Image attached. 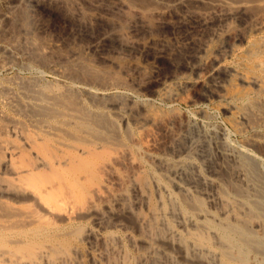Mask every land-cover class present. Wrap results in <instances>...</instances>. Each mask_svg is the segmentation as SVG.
Masks as SVG:
<instances>
[{
    "label": "rangeland",
    "instance_id": "374dc122",
    "mask_svg": "<svg viewBox=\"0 0 264 264\" xmlns=\"http://www.w3.org/2000/svg\"><path fill=\"white\" fill-rule=\"evenodd\" d=\"M184 1L0 0V126L4 127L6 125L5 128L8 132L7 134H10L8 135V138L12 141L14 140L15 143H18L17 138H19L20 133H16L18 134V137L15 138L16 135L13 133V131L15 132L16 130L17 132H19V130L22 129L27 130L25 132L29 133L34 132V130L36 132V129L40 128V125L44 123L42 121V116L39 114L42 111H35L37 109L31 106H35L37 100H44L48 104L49 100L45 99L44 97L49 96L50 98L53 92L52 88H54L56 84L58 88H62V86L63 88L66 87V90H60L64 91L63 93H66L67 90L69 92L70 90V94H73L75 98H78L77 101L79 102V104L81 103V105L85 107L84 109H88L87 111H89L90 113L92 112L93 114H95L96 112L103 118L105 117L104 120H106L108 124L112 125V127H110L113 129H105V131L108 130L106 132L115 135L119 134V140H117L118 138L113 140L114 142L117 141V143H115L118 146H115L116 144H113L114 142L108 145L104 144L107 146L106 148L108 151H106L109 154L114 155V153H116L117 150L120 149L119 147H122L119 145L122 144L130 146L132 145V143H134L132 146L137 148V145L139 146L141 144L149 142L150 144H153L152 148L154 149V152H156L157 154L159 153V156L164 158L163 163L154 161L153 159L151 161V159L147 156H141L139 151H137L136 149L134 151V153L137 152L136 157L138 158V160H141L142 158L144 169L149 176L148 178H150V187L152 190L154 201H158L157 204H159L160 202H164V204L166 205V210H163L165 208L162 209L163 211H165V214L164 212H162L163 216H160V220L165 217V222L164 219L163 222L159 220V229L163 231L166 230L167 232L169 230L168 228H166L167 223H169V225L171 224V226H173L175 230L170 235V232L166 233L165 236L168 235L169 238L172 237L173 233L177 234L180 232L179 234H181L182 232L183 234H185L189 229L191 230L193 228V225L192 221L189 220V218L193 217V219H196V215L198 213L197 210L199 208L196 206V211L191 209L190 214H187L186 216L183 215L181 217V215L179 214V210L177 208V210L174 208V206H177V203L173 200L174 197H177L178 199L181 197L183 198V196L186 197L185 195H183L186 191L181 190L179 187L183 186L185 188H189L191 190H189V193H191L194 197H200L202 199L204 209H210V211H212L218 217L219 215L222 216V211L229 210L230 208L235 207L239 208V206H241L242 202L239 201L240 198L235 196L231 191L236 186L239 185L243 193L247 192L250 196L252 195L250 198L247 197L248 205L245 204L246 210H248L246 211L242 206L241 207L243 208V210L241 207L239 208L242 214L244 213L246 215L250 214L249 207L253 202L256 201L255 198H257L258 196L257 193L264 190V188L263 190L261 189L264 186V139L262 141L263 144L261 142L255 144L251 142L252 138L255 136V131L251 130L247 126L242 131L233 129L230 123L231 113L229 114V112L225 108H223V101L218 97L217 94H215V87L211 83L212 79L209 75H207L205 70L200 71L202 74H200L199 82H197L196 84L189 83V81L191 82L192 79H197L198 76L194 73V66L196 64L195 54L198 50V46H200L201 44L203 45V49L199 53L200 55H203L204 58H214L222 55L226 43L224 39L218 38L213 34V29H215V26L205 29L200 28L199 26H197V24L196 26H186V24L189 25L188 23L190 22V20H193L189 18L193 17L198 20L204 15L214 18L215 14L218 13L224 6H227L228 4L234 5L235 0H223L226 2L219 0ZM259 1L260 0L254 2L253 7L247 6L248 8L243 10V19L241 20V22L237 20H228L227 22L228 25L229 23H231L229 27L231 29L234 28L233 30L235 32L238 31V33L242 35L246 33L245 41L242 42L243 47L245 46V43L246 45L250 44V42L253 43L254 41V43H257V41L259 43V40L262 39L261 35L259 36L256 33L248 30L249 26L252 23V17H259V15L263 13V8L259 7L261 6L259 5ZM18 13L19 15H27L26 19L27 17L28 19L25 21V23H21V21L17 20L14 21L13 17ZM198 16L200 17L198 18ZM188 19L189 21H187ZM11 22H13L11 24L12 26L10 25ZM192 22L195 21L193 20ZM185 29L187 31H185ZM119 38H122V41H124L125 39L124 42H128L129 46L125 48L119 46ZM256 38L259 39L257 40ZM103 42H106V44L108 45L102 48L101 44ZM110 43H112V46ZM113 43L115 45L114 47ZM190 44L192 45V47H190ZM159 53H162V55L159 56ZM82 59L84 61L86 60L89 66L91 64V67H93V72L91 71L92 75L90 74V72H87V76L86 74L83 75L76 72L79 63L83 62ZM225 59L226 60L223 61L224 64L221 63L224 67H226L227 65V67H232L237 62L236 57L233 56H228ZM263 65L264 64L262 63V66ZM263 67H261V69ZM97 69L99 71H97ZM69 73L71 74L69 75ZM96 73L98 77L95 76ZM105 73L108 75H106ZM67 74L68 76H66ZM109 74L113 75L109 76ZM63 75L66 77H63ZM91 76L93 77V79ZM117 76L119 77L117 78ZM225 85H227V83H225ZM237 85L238 89H243L242 84L237 83ZM42 86L47 88H45L44 90V87L42 89ZM80 87L82 89H80ZM168 87L174 88L177 92V95L174 97H167L166 90L169 89ZM76 88L78 89V91L76 90ZM37 89H39L40 91L42 89L43 92L45 91L44 93L39 91V93H41V97L34 96L39 94L37 93ZM62 91L60 92L62 93ZM90 91H97L96 93L93 92V96H97H90L92 95ZM48 92H50L51 94ZM85 93L89 94V96ZM45 94L47 95L45 96ZM82 94L85 95L83 96ZM28 96L29 98L32 96L33 98L31 97V99L33 101L31 99L30 101H27V99H29ZM34 97L37 98V100H35ZM91 99H94L95 101ZM26 101L29 103H27ZM40 101L39 103L42 106H38L40 104L37 103L36 107L38 109H41V107L46 105V102L43 105L44 102ZM30 102L33 105H30ZM95 103L101 106H99V108L97 109V105H95ZM21 104H23V107L20 106ZM26 104H28V106H30L31 108L28 110L27 108L25 109V107L27 106ZM115 108L118 110L115 111ZM32 109L34 114L29 113V111H31ZM90 109L92 110L90 111ZM56 110H58V108ZM119 110L120 113H118ZM23 111H26L27 113H24ZM1 113L5 115L3 116ZM36 113H38L40 117L36 115ZM142 113L144 117L142 116ZM151 113L156 114L151 115ZM31 114L34 116L32 117ZM120 115L123 116V120L119 119L121 118ZM37 116L38 121L39 119H41V122L43 123H40V121L38 122L36 120ZM172 116L174 117L172 118ZM152 119H154L155 121ZM12 128H15V130H13ZM114 129L116 130L114 131ZM179 129L182 131L180 132ZM175 131L181 133V139L172 142L171 146L168 147L169 140L172 137L170 132L174 133ZM262 131L264 133V129ZM168 133L170 136H168ZM99 136H101L100 133ZM189 136H192L193 138H189ZM187 138L190 139V141H193V139L195 138V141H187ZM197 138L200 142H204L199 144ZM196 141L198 143H195ZM118 142H120V144ZM193 143L200 146L202 144L201 149H199V147L197 151L181 154L180 151L186 148L189 144L191 145ZM18 144L21 145V143ZM217 147L218 149L220 148L223 151H226L227 154H232L231 156H236L237 158L230 157V161L221 159L216 155ZM179 157H183L184 160L180 162L181 158L179 159ZM239 158L245 159V162H247V164L249 163L247 167L248 169H250L249 174L247 176L245 175L246 177L243 180L244 183L241 182L243 185L235 182L233 176V172H235L234 170H239L241 168L238 163ZM231 160L235 161L231 162ZM176 162L181 165H175ZM164 163H170L173 166H179L180 168L182 167L181 170H184L182 171L183 173L181 172V174L176 178L174 176V178L176 179V184H173L172 182L173 176H169L165 169H163L164 167L166 168ZM162 165L164 167H162ZM121 166L122 165L119 166L120 170L123 171L125 168H122L123 166ZM251 166H253V168ZM197 168L200 173L195 172L198 171ZM197 173L199 176H201L200 178H214L219 186H221L220 188L218 187V191L220 190L218 192L219 194H221V191H223L225 188H228V192L230 191L229 196L225 193L222 194L226 195L224 196L225 198L228 196L229 203H227V205H229L230 207H227V205H225V207L220 206L223 208L217 209V207L211 208L208 205V203L201 197L202 195L200 194V188H195L192 186V183H189V180H191L195 176L198 177L196 175ZM149 174H151V176ZM155 174L156 176L152 177V175ZM250 174L253 176V178L250 177ZM254 174L255 176H258V179L256 177L254 179ZM160 176L161 179H159ZM157 177L158 179L156 180ZM167 178L169 179L167 180ZM248 178H251L252 181ZM246 179H248L249 182ZM179 180L181 182L178 184ZM253 181L256 182L254 183ZM160 183H163V187L160 185L162 188L158 186ZM235 183L238 184L236 185ZM188 184L191 185V188L186 186ZM165 186H167L168 189L165 188ZM257 188H260L261 190ZM162 189H164L165 191H163ZM168 190L170 191L169 194ZM166 193L168 194V196L166 195ZM191 194H188L187 196H192ZM230 195L233 198L235 197V199H232ZM126 196L127 197H125V205L131 206L135 201V195L133 191L131 189H127ZM168 198L171 199L169 200ZM173 201L175 203H173ZM190 202L192 204L191 206H193L194 201ZM195 202L194 204L196 205L197 201ZM171 210L174 212H171ZM230 212H228V214ZM176 213L180 216H176ZM109 219L111 220V222H114V224H117V226H115L114 228L110 227L106 229L100 228L96 216L93 213H89L87 216L79 218L77 222H75V224H77L75 225V227L80 228L82 232L80 231V229H78V231L80 232V238L77 243L78 251L75 255L76 263L74 264L95 263L93 256L96 254V252L95 250H93L94 248L90 241L83 238L84 232H86V230L88 229L93 230V232L97 234L95 235L99 240H101L102 237H108V235H110L109 237H112L110 233H106L111 232L113 236L116 237V239L118 237L117 240L112 237L111 243H113V239H115L116 242L119 241V243H121L122 246L119 247L122 250L118 247V245H120L119 243H116V245L118 244L116 247L121 250H119L121 254H123L124 252V255L128 254V256L125 255L127 256L126 259H132L129 261V264H141L139 259H137L135 256L136 254L140 253V250H138L140 249V246L138 247L136 243H134L133 245V240L135 242V239H137L136 237H139L140 235V227L137 226L135 216L131 215L130 213H119L115 217H110ZM260 219L263 220L262 218ZM253 220L254 218L251 219V221ZM250 222L247 227L251 229L253 228L258 232L259 235H261L264 231L263 225L259 228L257 227L260 224L259 222ZM161 223H165L166 226L165 224ZM185 224L188 226H185ZM250 225H252L253 227ZM177 228L180 230H184V232L180 230L178 231ZM103 232L107 236H104V234H102ZM137 233L139 235H137ZM99 236H101V238H99ZM128 236L130 237V239ZM173 236L174 238L172 237L171 239L176 243V240H174L176 239V235ZM157 240L159 241L160 239ZM157 240H155V245H157L158 243L157 248H161V253L163 254L161 256H164L165 253H169V255L172 256L173 259L175 257V261L179 263L187 262L188 259L190 260L188 264H191V260H194L192 264H195V257L197 255L195 257L192 256L196 253H199L196 248H193L191 245H189L188 249L190 248L191 251L188 252L189 255H187L184 259L183 254L180 253L181 251H179V248L177 246L170 245V247L169 244H164L162 242L159 243ZM213 241L214 238L212 239V242ZM113 245H115V242L113 243ZM193 251L196 253L194 254ZM252 253L250 254L251 257H249V264H264V249L262 250L263 254H256L257 257L254 251ZM208 255H210L211 257ZM201 256L203 257L201 259L203 261L200 260L201 264H219V257L215 253L210 254L209 252L207 253V251L203 250ZM199 257L200 255L198 256V258ZM208 257L211 261H209ZM213 260H215V263H212ZM104 263H106V261H104Z\"/></svg>",
    "mask_w": 264,
    "mask_h": 264
},
{
    "label": "bare ground",
    "instance_id": "6f19581e",
    "mask_svg": "<svg viewBox=\"0 0 264 264\" xmlns=\"http://www.w3.org/2000/svg\"><path fill=\"white\" fill-rule=\"evenodd\" d=\"M219 1H223V0H219ZM254 2H257V0L256 1L235 0L234 5L231 4L232 5L231 6L230 4H228L227 6H224L223 8H221V10L218 13L215 14L214 18L206 15H204L203 17L198 16V18L200 17L198 20L193 17L189 18V19H193L195 22H192L193 20H190L189 23L187 22L189 25L186 24V26H191V25L196 26L197 24V26H199L202 29L211 28L215 26L214 27L215 29H213V34L216 37L222 38L226 41L222 55L214 58H204L203 55L199 54L200 51H202L203 49V45L201 44L200 46H198V50L195 54L196 64L194 66V71H195L194 73L198 76L197 79L194 78L195 80L192 79V81L191 82L189 81V83L196 84L197 82H199L200 74H202L200 71L205 70L207 75H209L210 78L212 79L211 83L215 87V91H216L215 94H217L218 97L221 98L223 101V108H225L229 112V114L231 113L230 123L233 129L237 131L240 130L242 131L247 126L251 130L255 131L254 134L255 136L252 138L251 142L255 144L261 142L263 144L262 141L264 139V133L262 130L264 129V71H263L264 65L262 66V63L264 64V0L259 1L260 3L259 5H261L259 7L263 8L262 11L263 13L260 14L259 17L257 16L252 17L253 18L252 23L248 28L249 31L256 33L259 36L260 35L262 36V39H260L261 41L259 40V43L257 40L260 37L258 39L256 38L257 40L255 39L257 43H254L255 41L253 43L250 42V44L248 45H246L245 43L244 44L245 46L243 47L242 42L245 41L246 33L243 35L239 34L238 31L235 32L233 30L234 28L231 29L229 27L231 23H229V25L227 24L228 20L230 21L237 20L241 22V20L243 19V15H242L243 10L248 8L249 6L253 7ZM26 16L21 14L19 15L18 13L15 14L13 19L14 21L17 20V21H21V23H25V21L28 19V17L26 19ZM189 19L187 21H189ZM12 23L13 22H11L10 25ZM185 31L187 30L185 29ZM121 39L119 40L120 41L119 46H122V48L128 47L129 46L128 42H124L125 39L124 41H122L123 39L122 40ZM110 44L112 46V43ZM107 45L108 44H106V42H103L101 44L102 48L106 47ZM114 46L115 45L113 43V47ZM190 47H192V45ZM161 55L162 53H159V56ZM228 56L236 57L237 62L236 63L234 62L235 65L232 67H227L228 65L224 67L221 64L223 63L224 60H226L225 58ZM261 67L263 68L261 69ZM91 71L93 72V67H91V64L89 66L86 60L85 61L83 60V62L79 63V66L76 70L77 73L83 75L86 74V76L88 74L87 72H90V74L92 75ZM97 71L99 70L97 69ZM71 73H69V75ZM110 75L113 74H109V76ZM66 76H68V74ZM66 76L63 75V77ZM95 76H97V73ZM118 77L119 76H117V78ZM225 83H227V85H225ZM237 83L242 84L243 89H238ZM43 87L44 86H42V89ZM45 88L47 87H44V90ZM42 89L41 91L37 89L38 90L37 93H39V91L43 92ZM60 89L66 90V87L63 88L62 86V88H58L56 84L55 87L52 88L53 92L50 98L49 96L44 97L45 99L50 101V102L48 101V104L44 100L43 101L39 100L40 102H44L43 105L45 104V102L47 105V106L45 105L46 107L45 106L41 107V109L39 108L40 110L36 107L37 106L36 104L39 103V101L37 100V98L34 97V99L37 100V103L35 104V106H31V107L37 109V110L34 109L35 111H39V112L42 111L39 114L42 116V121L44 122V123L41 122V119H39L40 123H43L44 125L41 124L40 128L38 129H36L37 128L36 127L35 128L36 132L34 130V132L29 133V132H25L27 130H22V129H20L21 131L18 129L19 132H17L15 130L16 127L12 128L13 130H15V132L12 130L13 133L16 135L15 138L18 137L17 135L20 133L19 135L20 140L19 138L17 139H18V143H21V145H19L17 142L15 143L14 140L12 141L11 139L8 138V135L10 134H7L8 132L5 128L6 125L4 127L0 126V264H74L76 263L75 255L78 251L77 243L80 238L79 237L80 232L78 231V229L80 228L75 227V225H77L75 224V222H77L79 218L87 216L89 213L95 214L97 222L100 225V228L102 229H106L110 227L114 228L115 226H117V224L111 222L109 218L115 217L119 213H124V214L130 213L131 215L135 216L137 226L140 227V228L138 227L140 230L139 231L140 235L137 233L139 237H136L137 239H135V242L133 240V245L134 243H136L138 247L140 246L139 247L140 249L137 248L138 250H140V253L136 254L135 256L137 259H139L141 264L142 263L143 264H188V262H190V260L187 259V262L179 263L175 261V257L173 259L172 256L169 255V253L168 254L165 253L164 256H161L163 255L161 253V248L160 247L159 249L157 248L158 243L157 245H155L156 244L155 240L157 239H160L159 241L157 240L159 243L162 242L164 244H169V246L170 245L177 246L179 248V251H181L180 253L183 254L184 259L186 258L187 255H189L188 252L191 251L190 248H189L190 250L188 249L189 245H191L193 248H196L199 253L197 254L196 252L193 251L194 254L195 253L196 254L192 256L195 257L197 255L196 256L197 259L195 257V262H194L195 264H201V261H203L201 260L204 257V253H205V252L203 253V257H202L201 255L203 250L207 251V253L209 252L210 254L211 253L217 254V256L219 257V264H249L248 263L249 257H251L250 254L253 251L255 255L263 254L262 250L264 249V231L261 235H259L256 230L247 227V225H249L251 219L254 218L253 220L254 222L256 221L260 223V224L258 223L259 226L257 227L260 228L262 227V225L264 227L263 224L264 223V190H263L264 186L261 188L263 191L261 192L257 191L258 199L255 198L256 201L253 202L249 207L250 214H248L249 213L248 211L247 213L248 215L244 213L242 214L239 208L242 206L246 210L245 204L248 205L247 197L250 198L252 195L250 196L249 193L247 192L243 193L239 185L236 186L234 189L232 188L233 190L231 191L235 196L240 198L239 201H241L243 205L241 204L239 208L238 207L230 208L231 212L229 208H228L229 210L222 211L221 212L222 216L219 215L220 218L217 215H215L212 211H210V209L209 210L204 209L203 207L204 204L202 203V199L200 197H194L191 193H189L190 190L189 188L187 187L185 188L183 186L179 187L181 190L186 191V192L184 191L185 194H183L186 197L183 196V198L181 197L179 199L177 197H174L173 200L177 203V206H174V208L175 209L177 208L179 210V214L181 215V217L183 215L186 216L187 214H190L191 209L196 211L197 207L199 208L197 210L198 213L196 215V219H193V217L189 218V220L192 221V225H193V228L191 230L189 229L187 232L185 231L186 232L185 234H183L182 232L181 234H179L180 232L177 234L173 233V235H176L175 236L176 239H174L176 240L175 243L171 239L172 237L174 238L173 235L171 238H169L168 235L165 236L167 232H170L169 233L170 235L175 230L174 227L171 226V224L169 225V223H167L166 226L165 223H161V224H165L166 228L169 229L167 232L166 230H164L165 231L164 232L163 230L159 229V225H160L159 220L161 219L160 216L161 217L163 216L162 212H164L165 214V211L163 210H166L165 208L166 205L164 204V202H160L159 204H157L158 201L157 202L154 201L152 190L150 187V178H148L149 176L147 175V172L144 169V163L142 161V158L141 160H138V158L136 157L137 152L134 153V151L136 149L137 151H139L141 156H147L148 158L151 159V161L153 159L154 161H159L163 163L164 158L160 157L159 153L157 154L156 152H154V149L152 148L153 144H150L149 142L145 144H141L139 146L137 145V148L132 146L134 143L128 146L126 144L123 145L122 142L121 143L122 145H119L122 147H119L120 149L118 150L116 149L117 152L114 153V155L109 154L107 152L108 151L106 148L107 146L104 144L107 145L111 144L112 142H114L113 140L117 138H118L117 140H119L120 137L119 134L116 133L117 131L115 133L118 135V137L115 134L112 133L109 134V132H106L108 130L105 131V129L111 128L112 125L108 124V122L104 120L105 117L104 118L101 117L96 112L95 114L91 112L92 113L91 114L89 111H87L88 109L87 110L84 109L85 107H83L81 103L79 104V102L77 101L78 98H75L73 94H70L71 93L70 90L69 92L67 90L68 93L66 91H65L66 93H63L64 91ZM80 89L82 88L80 87ZM76 90L78 91L77 88ZM60 91H62V93ZM93 92L94 91L91 92L92 95L90 96H93V94L96 93L97 91L94 93ZM166 93H167V97H172V96L174 97L177 95V92L174 88H169L168 90H166ZM40 94L41 93L34 96H40ZM47 94H45V96ZM89 94L86 95L89 96ZM31 97L29 98L28 96L29 99H27V101H30ZM91 100L95 101L94 99ZM23 104H21L20 106L23 107ZM26 105L28 106V104ZM30 105L33 104H31L30 102ZM95 105L98 106V107L96 106L97 109L99 108V106H101L96 103ZM27 106L25 107V109L27 108L28 110L31 108L30 106L28 107ZM38 106H42V105L40 104ZM57 108L58 110H56ZM116 108L115 111L118 110ZM91 110L92 109H90V111ZM120 110L118 113H120ZM26 111L23 112L27 113ZM29 113L34 114L33 109L29 111ZM39 114L36 113V115L40 117ZM152 114L154 113H151V115ZM2 115L4 116L5 114ZM31 116L33 117L34 115L31 114ZM38 116L36 117L37 121H38L37 119ZM122 117L123 116H121V118L119 119L123 120ZM173 117L174 116H172V118ZM115 130L116 129H114V131ZM181 131L182 130H180V132ZM180 132L178 131H175L174 133L170 132L172 137L171 139L169 138L170 140L168 147L171 146L172 142L181 139ZM99 133L101 134V136H99ZM168 136H170L169 133ZM191 137L192 136H189V138ZM187 141H190V139L187 138ZM194 141L195 138L193 139V141L190 142H194ZM197 141H199L198 138ZM197 141L195 143H198ZM115 142L117 143V141ZM115 142L113 144H116ZM203 142L199 141V144ZM118 143L120 144V142ZM115 146L118 145L116 144ZM201 146L198 144L195 145L194 143L191 145L189 144L186 148H184L180 152L181 154L182 153L185 154L192 151H197L199 147H200L199 149H201ZM216 155L221 159L228 161H230L231 158L234 157L237 158L236 156L234 157L231 156L232 154L231 155L227 154L226 151H223L220 148L218 149V147L216 150ZM180 158L181 157H179V159ZM183 160L184 158L182 157L181 161L180 160L179 161L182 162ZM232 161L234 162L235 160H231V162ZM238 161L237 162L239 163L241 168L240 169L238 168L239 170H234L235 172H233V176L235 182H238L241 185L242 184L241 182H243L245 177L249 174L250 169H248L247 166L249 163L247 164V162H245V159L239 158ZM119 164L123 166V167L121 166L122 168H125L123 171L120 170ZM177 164L181 165L176 162L175 165ZM164 165L166 166V168L162 165V167H164L163 169H165V171L168 173L169 176L171 177L173 176L172 182L173 184H176L175 178L179 176L181 172L184 170H181L182 167L181 168L179 166L176 167L170 163H164ZM117 166L119 167V169ZM251 167L253 168V166ZM195 172H199V170ZM151 174L149 175L151 176ZM196 175L199 178L196 177L194 174L196 178L194 177L191 180H189V183H192V186L195 188L196 187L200 188V194L202 195L200 196L208 203V205L211 208L217 207V209H221L225 207L227 203H229L228 196L230 191L228 192V188L224 189L225 192L224 190L221 191L222 193L228 195L225 198L224 196L226 195H223L221 192H220L221 194L218 193L220 191V190L218 191V189L221 186H219V184L216 182L214 178H209V177L200 178L201 176H199L198 173ZM153 176H156V174L152 175V177ZM158 177L156 178V180L158 179ZM250 177L253 178L251 174ZM255 177L257 178L258 176H255L254 174V179ZM159 179H161V176ZM168 179L169 178H167V180ZM248 179L252 181L251 178ZM180 182L181 181L179 180L178 184ZM160 185L163 187V183L162 184L160 183L158 186ZM186 186L191 188L190 184ZM165 188L168 189L167 186H165ZM127 189H131L135 195V201L131 206L125 205V197H127L126 196ZM164 189L162 190L165 191ZM257 189L261 190L260 188ZM169 192L170 191L168 190V194ZM168 194L166 193L167 196ZM188 194H191L193 197L187 196ZM230 197L232 196L230 195ZM232 199H235V197L234 198L232 197ZM174 201L173 203H175ZM190 201L192 202L197 201V204L195 205L193 202V206H191L192 204ZM227 207L230 206L227 205ZM174 211L171 210V212ZM228 212H230L229 213L230 215L228 214ZM180 215L177 214L176 216H180ZM164 218L165 217H163V219ZM260 218H262L263 220H261ZM163 219L160 221L163 222ZM185 226L188 225L185 224ZM179 230L180 229H178V231ZM180 231L184 232V230L182 229ZM106 233H110L112 237H114L111 232H106ZM95 234L96 233H94L93 230L88 229L86 230V232H84V237H83L86 240L90 241V243L94 248L93 250H95L96 252V254L94 253L95 254L94 256L92 255L95 261L94 264H103L104 261H106V263L104 264L130 263L129 261L132 259L129 260L126 259L128 254H125L127 255L125 256L124 255L125 252L123 254L120 253L122 249L119 246L122 245L121 243H119V241L116 242L118 237L117 239L116 237H114L116 240L113 239L112 242L113 243L115 242V245H113V243H111L112 237H109L110 235H108V237H104V238L102 237L101 239L102 241H101L97 239L96 236L97 234L96 235ZM102 234H104V232ZM104 236L107 235L104 234ZM99 238H101V236H99ZM213 238H214L213 241L214 243L212 242ZM116 243L120 244L117 245L121 250L116 247L117 246ZM199 255L200 257L198 258ZM193 261L191 260V264L193 263ZM209 261H211L210 258ZM214 261L215 260H213L212 263Z\"/></svg>",
    "mask_w": 264,
    "mask_h": 264
}]
</instances>
